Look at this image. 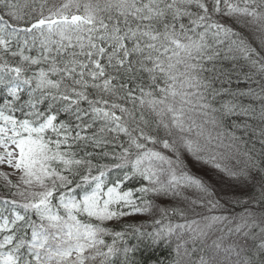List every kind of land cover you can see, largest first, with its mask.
I'll use <instances>...</instances> for the list:
<instances>
[{
  "label": "snow or ice",
  "instance_id": "obj_1",
  "mask_svg": "<svg viewBox=\"0 0 264 264\" xmlns=\"http://www.w3.org/2000/svg\"><path fill=\"white\" fill-rule=\"evenodd\" d=\"M4 168L0 264H264V0H0Z\"/></svg>",
  "mask_w": 264,
  "mask_h": 264
},
{
  "label": "trees",
  "instance_id": "obj_2",
  "mask_svg": "<svg viewBox=\"0 0 264 264\" xmlns=\"http://www.w3.org/2000/svg\"><path fill=\"white\" fill-rule=\"evenodd\" d=\"M237 85H235L234 84V87H236ZM240 88H244L245 87V85L244 84H240V85H238ZM3 182L2 181H0V189H2V186H3ZM0 194H4L3 192H2V190H0ZM164 249H160V250H158V251H156L154 254L153 253H149V254H147L148 256H150L151 257V264H155V261L157 260V259H159V260H164V258H163V254H164V251H163Z\"/></svg>",
  "mask_w": 264,
  "mask_h": 264
},
{
  "label": "bare ground",
  "instance_id": "obj_3",
  "mask_svg": "<svg viewBox=\"0 0 264 264\" xmlns=\"http://www.w3.org/2000/svg\"><path fill=\"white\" fill-rule=\"evenodd\" d=\"M164 251V254H163V258L165 259L168 255L167 251L166 250H163Z\"/></svg>",
  "mask_w": 264,
  "mask_h": 264
}]
</instances>
